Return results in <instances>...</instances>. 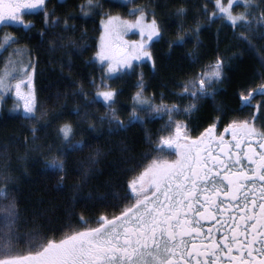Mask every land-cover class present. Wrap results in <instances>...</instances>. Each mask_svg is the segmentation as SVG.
I'll return each instance as SVG.
<instances>
[{"label":"snow or ice","instance_id":"obj_1","mask_svg":"<svg viewBox=\"0 0 264 264\" xmlns=\"http://www.w3.org/2000/svg\"><path fill=\"white\" fill-rule=\"evenodd\" d=\"M210 2L213 3L211 12L208 11ZM126 3L133 4L128 15L134 19L107 15L106 20H101L104 31L94 59L107 67L98 86L102 90L90 102L98 103L102 98L108 110L99 119L115 125V130L143 122L145 116L141 112L160 118L167 114L168 120L161 131L166 129L168 134L161 135L153 144L147 154L152 158L146 164L124 169L134 173L126 181L109 178L104 182V191L90 190L81 197L111 207L114 210L111 214L102 213L93 220L80 213L73 224L71 210L83 186L99 171L96 165L100 163L102 149L92 148L88 139L75 138L73 123H62L57 131L60 144L55 151L48 146L44 164L45 169L59 173L58 188L64 186L68 155L90 149L87 165L82 166L79 180L71 186L69 217L62 225L66 231L57 239L54 235L57 229L49 221L47 226L34 223L21 232L18 202L7 187L11 177L0 173V179L5 182L0 185V264H264V121L257 123L258 113L264 110V82L240 91L241 109L253 107L256 96L261 97L250 119L233 118L221 131L218 121L224 111L223 105L217 104L219 115L198 135H192L188 123L175 117L181 112L197 110L203 98H215L217 86L224 79L223 58L218 56L213 64L185 82L178 95L189 96L191 100L183 109L178 104L165 103L163 94L159 104L153 102V97H146L141 72L131 113L127 120L121 119L118 110L112 107L118 90L107 84L106 79L115 73L133 70L145 60L152 61L155 68L150 41L163 36L154 12L149 22L135 0H126ZM100 6L99 0H88V8ZM237 8L240 10L236 11ZM33 11L43 12L42 37L49 29L61 28L49 40L50 51L58 47L71 48L79 54L86 51V42H78L72 36L65 38L66 33L75 30L76 25L70 22L74 17L65 15L61 27V17L55 14V7L48 8L47 0H0V26L33 28L34 22L24 18ZM187 11L181 5L175 15L183 17ZM201 11L209 26L219 19L225 22L222 27L233 29L234 35L243 29L238 38L250 46L254 39H264V0H227V3L205 0ZM201 27L197 20L191 33L196 38L194 49L200 42ZM134 29L139 30L140 40L122 41L121 35ZM187 35L188 30L181 22L175 39L168 41L169 47L184 43ZM20 39L12 32H5L0 37V49L7 50ZM24 50L16 47L10 52L7 70L0 74V90H10L15 81V94L23 101L22 115L34 121L30 131L32 141H36L39 139L36 133L41 130L39 120L46 113L37 114L32 72L28 70L33 63L24 61L20 55ZM189 55L193 61L197 59L194 50ZM67 66L71 69V54ZM92 83L95 84V79ZM22 85L27 88L26 92L22 91ZM73 94L86 95L82 86ZM19 107L17 102L15 108ZM72 111L81 117V122L89 116L87 110L81 113L79 107ZM96 130L94 122L82 129L83 132ZM40 148L43 145H33L34 150Z\"/></svg>","mask_w":264,"mask_h":264},{"label":"trees","instance_id":"obj_2","mask_svg":"<svg viewBox=\"0 0 264 264\" xmlns=\"http://www.w3.org/2000/svg\"><path fill=\"white\" fill-rule=\"evenodd\" d=\"M204 2L205 0H135V5L143 8L145 15L151 20L153 12L155 13L163 29V36L151 44L155 68L148 63H141L133 70L106 79L107 84L118 90L116 103L112 107L118 110L121 119L127 120L131 113L132 97L138 90L137 82L141 72L146 97H153V102L159 104L163 94L165 103H175L183 109L191 100L189 96L178 95L185 82L196 77L205 66L213 64L218 56L223 58L224 79L217 86L215 98H203L198 102L197 110L190 113L181 112L175 117L186 121L193 134H198L219 115L216 111L217 104L223 105V117L231 114L236 109V96L239 91L256 81V72L262 70L259 60L264 59V39L256 38L253 46H250L238 38L239 31L243 29L237 30L234 35L233 29L230 26L222 27L225 22L219 19L209 26L201 11ZM99 4L102 6L90 9L87 7L88 0L47 1L48 8L55 7V14L61 17V27L65 15L71 14L74 17L70 22L76 25L75 30L66 33L65 38L72 36L78 42H86L87 48L82 54L71 48L58 47L55 51L49 50V40L54 39V32H59L61 28L49 29L42 37V13L30 15L29 19L35 24L33 28L8 29L21 37L18 44L28 51L29 59L33 63L37 114L46 113L39 120L41 130L36 133L39 139L32 141L33 133L30 129L34 121L25 119L21 113L12 112L9 103L6 106L9 110L5 107L0 109V173L11 177L7 181V187L11 196L18 202L21 232L31 228L34 223L47 226L49 221L51 226L57 229L54 233L57 239L62 238L66 231L62 225L69 217L71 186L79 180L82 166L87 165L86 157L90 149L85 148L68 155L64 186L62 189L58 188L59 173L45 169L44 164L48 146L51 145L55 151L60 144L57 131L62 123H73L76 125L75 138L88 139L92 148L102 149L100 163L96 165L99 171L94 172L88 183L83 186L77 204L71 210L73 224L80 213L93 220L102 213L111 214L114 211L111 207L81 197L90 190L104 191V182L109 178L114 181H126L134 173L125 172L124 169L146 164L152 158L147 154L153 144L161 135L168 134L166 129L161 131L168 120L167 114L160 118L141 112L140 115L145 116L143 122H135L127 129L120 130H115V125H109L107 120L99 119L108 109L101 101H90L95 97L100 77L104 74L103 66L94 60L98 48L100 22L107 15L132 17L128 15V9L133 7V4H128L125 0H99ZM181 5L188 11L185 16L177 17L175 10ZM211 9V4H208V11ZM197 20L201 22L202 27L199 32V45L194 49L196 38L191 33ZM181 22L184 29L188 30L186 41L170 48L168 41L175 39ZM3 29H0V33ZM193 50L197 56L195 61L189 55ZM69 54L71 69L67 66ZM93 79L95 84L92 83ZM81 86L86 95H74L73 92H79ZM76 107L80 108L81 113L85 110L89 113L84 122L72 111ZM93 122L97 126L96 131H82ZM45 124L47 127H43ZM34 144L43 145V148L34 150ZM4 183L0 179V185Z\"/></svg>","mask_w":264,"mask_h":264},{"label":"rangeland","instance_id":"obj_3","mask_svg":"<svg viewBox=\"0 0 264 264\" xmlns=\"http://www.w3.org/2000/svg\"><path fill=\"white\" fill-rule=\"evenodd\" d=\"M48 1V0H47ZM56 1H58V2H60L61 0H56ZM126 1V0H125ZM224 2L225 3H227V0H224ZM209 4H211V6H212V8H213V3H209ZM212 10V9H211ZM240 9L239 8H237L236 9V11H239ZM211 12V11H210ZM38 13H42L43 14V12H39V11H33L32 13H29V14H26L25 15V19L26 20H30L29 19V17H30V15H32V14H38ZM137 15H138V13H137ZM107 19V17H104L103 18V20H106ZM127 19H134V17H128ZM145 19H146V21H151V19L150 18H148L146 15H145ZM19 27H22V26H20V25H14V26H7V27H5V26H0V29L2 28H4L3 30H1V33H0V37H2L3 35H4V33L5 32H9L10 30H8V29H12V28H19ZM23 28V27H22ZM24 29V28H23ZM104 31V28H103V25L101 24V22H100V35H99V39H98V48H97V51L99 50V44H100V38H101V33ZM11 32V31H10ZM140 33H139V30L138 29H134V30H132V31H129V32H126V33H123L122 35H121V39H122V41H127V42H131V41H138V40H140ZM159 38H154L152 41H150V45L153 43V42H155L156 40H158ZM16 47H21V48H24L25 50H24V52L23 53H21L20 55H22V57H23V59H24V61L27 63V62H29L30 61V59H29V54H28V51H27V49L24 47V46H22V45H19V44H13L11 47H9L7 50H4V49H0V74H3L6 70H7V61L10 59V52L12 51V49L13 48H16ZM95 60V59H94ZM97 63H99L100 65H101V62L100 61H98V60H95ZM143 63H148L149 64V66H151V67H153L152 66V61H147V60H145ZM138 64H141V63H137L136 65H138ZM259 64H260V66H261V68H262V70L261 71H257L256 72V79H260V78H262V80H264V63L261 61V60H259ZM107 67V64H104L103 65V68H104V74H105V68ZM30 72H32V84H33V81H34V71H33V67H31V68H29L28 69ZM125 72H127V71H125ZM122 73H124V72H118V73H115V74H113V76L111 77V78H114V77H116V76H118V75H120V74H122ZM5 83L7 84L8 83V81L7 80H5ZM12 84H13V87L9 90V89H5V90H0V109H1V107H5V108H7L6 106H7V104L9 103L10 105H11V111L12 112H15V113H21L22 114V112H23V101H21V100H19L18 99V97L16 96V94H15V87H14V84H15V81H12ZM100 90H102V89H98L96 92H95V96L97 95V92L98 91H100ZM22 91H27V88L25 87V86H23L22 85ZM241 91V90H240ZM240 91H239V93H240ZM238 93V94H239ZM99 101H101L102 103H103V100H102V98H100V100ZM17 102H19V104H20V107L17 109V108H15V105H16V103ZM104 104V103H103ZM8 109V108H7ZM9 110V109H8Z\"/></svg>","mask_w":264,"mask_h":264},{"label":"flooded vegetation","instance_id":"obj_4","mask_svg":"<svg viewBox=\"0 0 264 264\" xmlns=\"http://www.w3.org/2000/svg\"><path fill=\"white\" fill-rule=\"evenodd\" d=\"M261 61L264 63V59H262ZM262 82H264V80H262V78H260L259 80L256 79V81L253 84L249 85L248 87H254V86H256ZM248 87H246V88H248ZM236 97H237L236 109L231 114L225 115V117H223L222 119H220L218 121V127H219V130H221V131L224 129L225 124L228 123L233 118L243 119L245 117H248L250 119L251 118L250 114L256 111V109L254 107L256 104V101L261 99V97L259 95H257L256 98L252 101L253 107H244L243 109H241V107H240V93L237 94ZM258 115H259V120L257 121V123L259 124L260 122L264 121V115H262V110L258 113ZM206 126H207V124L204 127H206ZM198 134L192 133V135H198Z\"/></svg>","mask_w":264,"mask_h":264}]
</instances>
